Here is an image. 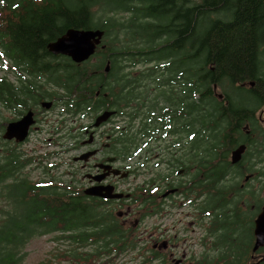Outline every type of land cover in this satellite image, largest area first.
<instances>
[{
	"label": "flooded vegetation",
	"instance_id": "flooded-vegetation-1",
	"mask_svg": "<svg viewBox=\"0 0 264 264\" xmlns=\"http://www.w3.org/2000/svg\"><path fill=\"white\" fill-rule=\"evenodd\" d=\"M138 14V25L128 27L127 22H122L120 29L145 33L140 22L153 21V17L144 12ZM260 17L264 26V13ZM91 28H104L107 35L112 26ZM99 47L88 59L77 62L69 54L51 51L47 44V49L33 62H27L14 55L9 46L6 72L0 76V93H4L0 106L5 110L0 137L5 146L20 150L25 165L19 169V175L41 185L38 190L42 195L54 201L56 195H62L69 199L71 209L78 208L77 212L84 214L65 228H58L55 223V239L63 246L55 247L53 259L60 264H129L115 260L132 252L130 258L140 264H205L227 255L228 244L234 248L253 239L249 248L236 247L237 253L230 254L231 258L256 260L255 264H259L264 260V246L253 251L254 228L264 203L260 208L252 206L250 180L260 179L259 188L253 187L256 199L264 200V107L256 106L255 115V101L247 103L249 113L244 111L248 117L240 123L238 143H246L245 154L250 140L244 133L255 138L250 143L260 147L253 149L251 155L261 160L260 174L255 176L248 168L250 165L243 168L237 164L239 161L233 163L230 152V166L219 176L210 169L221 161L220 153L225 149L213 146L222 141L203 139L201 66L196 69L198 90L194 91L190 87L194 78L188 76L187 67L181 62L171 70L163 65L156 68L157 60L153 59L148 62L154 68L150 76L134 75L136 63L132 66L133 76L122 75L125 67L118 69L116 76H110L113 51ZM98 60L104 61L101 68L96 67ZM83 65L90 67L84 92L80 91L82 86L72 87V76H68V70ZM135 77L140 83L134 88L131 101H123L124 92L115 98L108 86L119 84L117 88H128L123 81ZM245 85L250 94L256 93L251 88L255 81ZM213 88L214 94L223 100V87L215 82ZM232 90L236 93V89ZM215 111L219 126L228 122L226 116ZM24 116L31 120L27 135L22 139L3 137L10 124ZM145 128L156 132V138L131 140L126 146L125 131ZM24 146L34 152L46 148L40 157L51 156L54 160L43 165L42 158L19 149ZM38 162L45 172L36 179L24 174L27 164ZM235 166L241 167L244 179L232 173ZM141 174L144 177L139 180ZM218 188L223 190L219 192ZM8 193L10 210L11 187L6 189ZM252 208L256 210L252 212Z\"/></svg>",
	"mask_w": 264,
	"mask_h": 264
},
{
	"label": "trees",
	"instance_id": "trees-1",
	"mask_svg": "<svg viewBox=\"0 0 264 264\" xmlns=\"http://www.w3.org/2000/svg\"><path fill=\"white\" fill-rule=\"evenodd\" d=\"M140 1L143 3L135 0H0V58L5 59L10 46L14 55L22 57L27 62H33L47 49L50 41L62 35L70 27L91 28L107 25L109 29L111 24H114L111 21L112 17H108L105 21L96 20L95 5L109 6L116 11L121 8L132 11L129 21L125 23L128 27L139 24L136 21L140 16L138 12L152 16L153 21L140 22L145 28L143 31L145 33L138 36L144 40V45L114 47L113 41L105 40L106 47H99L102 51H113L110 76H116L121 67L134 66L137 60L145 63L134 75L143 77L154 73V68L148 65L153 59L157 60L156 68L163 65L169 66L171 70L177 69L181 62L186 65L188 76L194 78L190 86L194 91L198 90L195 78L199 75V71L197 72L196 69L201 66L204 80L203 102L212 103V108H206L205 115L203 114V139L213 137L209 139L222 141L221 144L213 145L214 147L220 145L222 149L224 147L225 151L220 153L221 161L213 164L210 169L221 176L230 166L227 157L240 142V123L248 117L244 111L249 113L247 103L255 101V105H252L254 106L252 114L255 115L257 107L264 105V26L261 25L263 19L260 17V14L264 13V0ZM124 31L126 35L135 36L131 30ZM120 56L122 59L130 60L132 64L121 65ZM38 58L42 59L41 56ZM193 60H198L200 64L194 63ZM175 62L178 64L174 65ZM102 63L104 61L98 60L96 67L101 68ZM126 68H123L122 75L133 76L132 69L125 70ZM89 70L90 67L86 65L76 66L72 71L68 70V76H72L71 86H82L80 91L84 92L89 82ZM250 80L255 81V85L251 88L256 93L250 94L246 90L245 84H249ZM215 82L223 87L222 91L226 95L223 100L227 103L214 94ZM108 83L110 84V81ZM138 83L140 79L135 77L123 81L124 86L127 85L128 88H117L119 84L116 87L115 84L108 87L115 93V98L124 92L123 101L126 102L131 101L135 96L133 92ZM227 83L236 89L235 95V90L226 89ZM3 97L2 92L0 98ZM215 110L227 117L228 122L223 126H219V118H216L218 112ZM139 133L149 139L156 138V132L147 128L141 131L128 130L124 132L123 138L124 142L127 141L126 146L129 141L136 140ZM244 135L247 140L254 142V137L245 133ZM250 142L249 151L237 164L245 168L250 162L251 167L248 168L257 176L261 169L253 168L251 153L260 146L252 145ZM0 144L3 145L4 153V161L0 162V196L9 198V193L4 194L7 187H11L13 191L10 195L9 215L0 222V264H18V260L22 258L19 254L21 244L23 246L29 237L38 232V229L44 233L55 230V223L58 228H65L69 223L82 219L84 214L78 213V208L71 209L69 199L62 195H56L55 201L48 195H42L38 190L41 185L31 182L18 173L25 165L20 150L5 146L2 138ZM256 160L261 162L259 157ZM8 177H13L10 183L5 182ZM217 190L221 192L223 189ZM213 194L215 197L216 192ZM250 194L252 206L260 208L264 200L256 199V189L253 186ZM252 240L236 247L245 245V248H249ZM230 246L232 245L228 244L225 249L227 255L215 263L205 262V264L245 262L241 258H231L230 253H237V249L235 246L234 248ZM262 263L264 261L260 262Z\"/></svg>",
	"mask_w": 264,
	"mask_h": 264
},
{
	"label": "rangeland",
	"instance_id": "rangeland-1",
	"mask_svg": "<svg viewBox=\"0 0 264 264\" xmlns=\"http://www.w3.org/2000/svg\"><path fill=\"white\" fill-rule=\"evenodd\" d=\"M94 10H95V19L96 20H100V21H105L108 17H112V29L111 31H108L107 35L105 36V40H109V41H113L114 43V47H121V46H126V45H132V46H140V45H144L143 42L144 40L141 39L140 36H138V34H135V36H130V35H126L124 33L123 30L120 29V26L122 24V22H128L129 17L131 16V13L128 11H116L113 10V8H110L109 6H104L102 7L101 5H95L94 6ZM111 23V22H110ZM194 63L200 64V62L198 60H193ZM120 63H124L126 64H132V62L130 60H125V59H121ZM144 65L143 61H137L136 62V72L138 73L139 70L141 69V67ZM126 68V67H125ZM127 69H132L133 71V67L126 68ZM6 72V68H5V59L4 58H0V76H3ZM226 89L232 90L234 89L233 87H230L228 85H226ZM218 90H221L218 88ZM235 95V93H234ZM207 103V104H205ZM203 104V113L205 115L206 112V108L210 107L212 108V103L210 102H205ZM264 107V105H263ZM263 115H264V108H263ZM5 118V110L3 108V106H0V122H2ZM225 124V122H221L220 125ZM262 124L264 125V121H262ZM209 138H213V137H209ZM207 138V139H209ZM1 139V137H0ZM149 138L145 137V136H141L140 133L137 134V138L136 140L138 141H144L147 140ZM259 141L262 140V137L260 136L258 138ZM263 144V142L261 143V145ZM2 146L0 144V152H2V154L0 155V162L4 161V156H3V150H2ZM21 150H26L28 153H33L31 155H37L38 159L42 158L40 161L41 163H43V165H46L50 161H53V157L51 156H44V157H40V155L46 151V148H42L43 151H37L34 152L33 149H31L28 146H24L22 148H19ZM70 157V156H67ZM66 157V159H67ZM56 159V158H55ZM254 161L253 164V168H259L262 166L261 162H258L256 160V158H252ZM248 164V161H245ZM40 162H38L36 165L35 164H27L25 166V170H24V174L28 173V175H30L31 177H33L34 179L38 178L39 175H41V173H43V171L45 172V169L42 171V169L39 167ZM250 165V162L249 164ZM251 167V166H250ZM241 172V167L240 166H235L233 168L232 173L235 176H238L240 178L244 177V174L240 173ZM248 172H251L250 170H248ZM144 175L141 174L138 179L140 180L141 178H143ZM244 179V178H243ZM13 180V177H8L6 178L5 182L6 183H10ZM131 180H134V177L131 178ZM251 184L253 183V186L255 188H259L260 186V179L258 178H252L250 180ZM8 188V187H7ZM4 190V194H6V189ZM263 192V190L261 191V193ZM3 209V211H0V222L2 218L8 217L9 213V204H8V199L6 198V196H0V210ZM20 209H22V207L20 206ZM256 209L252 208V212H254ZM2 224V223H1ZM61 242H59L58 240L55 239V230H51L49 232H40V230L38 229V232H36V234H34L33 236L29 237L28 240L25 242V244L20 247L19 250V254L22 256V258L20 260H18V264H51L52 261H55V264H60V262L58 261V259H53V253L55 251V247L59 245V247H62L63 245L60 244ZM134 253L132 252H128L126 254H122L120 256H117V259L115 260V262H120V263H129V264H140V261L137 259H131L130 257L133 256ZM256 260H251V261H243L241 264H255ZM264 261V260H261ZM260 261V262H261ZM174 264V263H172ZM260 264V263H259ZM264 264V263H262Z\"/></svg>",
	"mask_w": 264,
	"mask_h": 264
},
{
	"label": "water",
	"instance_id": "water-1",
	"mask_svg": "<svg viewBox=\"0 0 264 264\" xmlns=\"http://www.w3.org/2000/svg\"><path fill=\"white\" fill-rule=\"evenodd\" d=\"M105 30L103 28H77L70 27L62 35L48 43L49 49L55 53L69 54L75 61L81 62L88 59L102 43ZM102 46L105 44L102 43ZM109 69V64L106 70ZM110 113V111H108ZM107 112V114H108ZM24 116L22 119L10 124L3 137L24 138L27 135L31 120ZM246 143H241L231 151V160L233 163L240 161L246 150ZM112 195L109 196H120ZM255 241L253 251L264 246V206L255 219Z\"/></svg>",
	"mask_w": 264,
	"mask_h": 264
}]
</instances>
